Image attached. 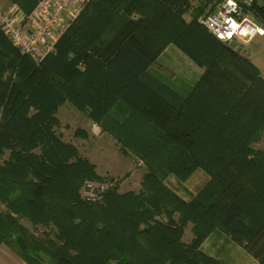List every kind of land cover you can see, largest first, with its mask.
Masks as SVG:
<instances>
[{
  "label": "trees",
  "instance_id": "trees-1",
  "mask_svg": "<svg viewBox=\"0 0 264 264\" xmlns=\"http://www.w3.org/2000/svg\"><path fill=\"white\" fill-rule=\"evenodd\" d=\"M38 1L16 0L24 14ZM219 1L91 0L38 65L0 32V245L25 264L41 254L47 264H221L200 250L211 233L239 247L256 239L264 154L251 145L264 133V79L199 23ZM249 10L264 28V0ZM169 46L203 70L185 95L149 73ZM63 101L134 152L138 192H80L113 180L57 132ZM197 169L209 181L189 202L164 184ZM20 220L47 233L32 238Z\"/></svg>",
  "mask_w": 264,
  "mask_h": 264
},
{
  "label": "rangeland",
  "instance_id": "rangeland-1",
  "mask_svg": "<svg viewBox=\"0 0 264 264\" xmlns=\"http://www.w3.org/2000/svg\"><path fill=\"white\" fill-rule=\"evenodd\" d=\"M0 5L3 8L13 5L22 11L16 0H0ZM192 5H195V3H192ZM22 13L24 14L23 11ZM188 19V15H185L184 20L188 21ZM115 24L117 23L115 22ZM245 45L236 42L228 45V47L242 56V51H247ZM254 45L256 43H253V47ZM202 72V69L193 65L173 46L167 47L166 51L160 54L149 71L151 75L165 83L179 95H185ZM121 111L116 107L112 112L111 118H115V115L118 116ZM120 116L116 119L123 121ZM54 118L56 120L55 128L61 138L71 143L77 149L79 156L95 167V173L98 176L113 180L112 182L105 180L103 183L92 182L86 184H92L95 188L102 186L103 190L114 187L117 184L119 193L127 191L136 193L139 191V183L145 173V168L143 163L133 154V151L129 150V148L122 149L120 143L111 134L104 131L100 125L89 121L84 111L75 109L66 101L61 102L56 107ZM251 147L264 154V133ZM8 156L9 152L5 151L1 158L4 160ZM86 184L80 190L83 195H85V188H87ZM0 211H3L2 206H0ZM20 225L26 230L27 235L32 238L41 237L47 233L41 227H32L25 220H20ZM219 234L220 236L218 237L213 235L212 239L207 241L206 247L211 253L217 255L221 264H259L258 258L264 253V226L258 232L256 239L252 243L245 245V247H239L225 239L221 233ZM31 237H28V239H31ZM191 237V225L187 224L182 241L187 243ZM8 244L9 248H13ZM3 245L6 246V244ZM0 251H2L1 248ZM40 259L41 264H47L48 259L46 256L41 254Z\"/></svg>",
  "mask_w": 264,
  "mask_h": 264
},
{
  "label": "built area",
  "instance_id": "built-area-1",
  "mask_svg": "<svg viewBox=\"0 0 264 264\" xmlns=\"http://www.w3.org/2000/svg\"><path fill=\"white\" fill-rule=\"evenodd\" d=\"M91 0H39L29 14L19 8L0 5V32L20 54L35 64L54 53L57 41ZM252 0H220L199 23L217 41L247 44L264 29L251 15ZM85 195L94 199L102 186L86 184Z\"/></svg>",
  "mask_w": 264,
  "mask_h": 264
},
{
  "label": "crops",
  "instance_id": "crops-1",
  "mask_svg": "<svg viewBox=\"0 0 264 264\" xmlns=\"http://www.w3.org/2000/svg\"><path fill=\"white\" fill-rule=\"evenodd\" d=\"M253 43H256L254 47ZM245 46L247 51L243 50L242 56L248 59L252 63V65L257 68L260 76L262 77V79H264V34L256 36L250 43L246 44ZM165 51L166 49L164 50V52ZM208 181L209 177L203 171L197 169L194 170L185 181H179L174 176L169 175L165 178L164 184L182 201L189 202L208 183ZM219 233L221 232L214 231L213 233H211L200 246V250L203 253L218 261L220 260L217 255H215V253H211L209 249H207L206 244L207 241H210L212 239L213 235H216L217 237L220 236ZM224 238L228 240V238H226L225 236ZM0 248L2 249V251H0V264H24V262L18 257L14 247L9 248L7 245L4 246L2 244L0 245Z\"/></svg>",
  "mask_w": 264,
  "mask_h": 264
}]
</instances>
